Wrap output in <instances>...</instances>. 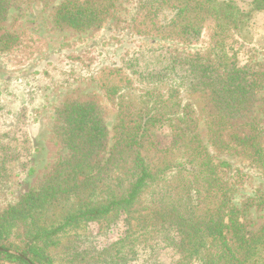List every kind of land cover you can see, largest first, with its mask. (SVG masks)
Instances as JSON below:
<instances>
[{"label": "trees", "instance_id": "16d2710c", "mask_svg": "<svg viewBox=\"0 0 264 264\" xmlns=\"http://www.w3.org/2000/svg\"><path fill=\"white\" fill-rule=\"evenodd\" d=\"M242 1L253 13L264 12V0ZM114 6L113 0H65L54 22L86 30L106 23ZM9 8L10 0H0V26ZM168 13L174 17L162 25ZM247 18L235 0H140L134 33L192 45L205 29L213 30L215 63L168 51L140 53V75L159 82L173 77L179 84L168 91L140 90L139 102L125 99L137 88L129 75L104 69L99 86L118 113L112 137L99 105L74 102L60 109L55 129L69 157L38 191L0 216V264H55L59 234L103 220L105 232L81 238L79 249H70L60 264H92L94 258L97 264H264V225L249 233L232 205V195L249 178L214 161L198 133L200 112L181 98V89L209 90V143L218 153L247 157L264 176V120L246 117L264 90V72L240 67L227 47ZM21 44L14 34L0 37L2 52ZM25 124L22 114L14 143L0 145V183L29 166L33 143ZM165 127L168 144L156 133ZM145 192L146 213L133 231V206Z\"/></svg>", "mask_w": 264, "mask_h": 264}, {"label": "rangeland", "instance_id": "374dc122", "mask_svg": "<svg viewBox=\"0 0 264 264\" xmlns=\"http://www.w3.org/2000/svg\"><path fill=\"white\" fill-rule=\"evenodd\" d=\"M63 1L10 0L7 18L0 26V37L14 34L22 43L12 52L0 50V145L14 143L22 114L26 115L25 131L33 143L28 168L15 172L8 181L0 183V216L18 206L29 192L38 191L54 169L69 157V150L55 129L59 123L58 112L65 105L74 102L99 105L112 137L118 113L107 102L99 86L104 69L121 68L129 75L137 88L124 93L125 99L139 102L140 90L157 88L168 91L179 84L173 77L159 82L148 80L145 72L140 75L136 59L140 53L168 51L179 58L192 56L204 64L215 63L213 30L205 29L200 41L192 45L134 33L131 26L140 0H113L112 17L101 26L86 30L56 27L54 13ZM235 2L242 11L249 13V19L233 33L227 47L236 54L240 67L264 72V12L253 13L246 2ZM173 17L174 13H168L161 19V24H168ZM209 96V90L201 93L181 89L182 101L191 102L200 112L198 133L214 161L226 162L248 176V183L231 198L232 205L242 212L240 222L249 233H256L264 225L263 173L243 155L218 153L213 149L208 139L206 110L210 108L213 113ZM246 117L264 120V90L256 95ZM242 122L238 120V124ZM237 129L240 134L247 133L246 129ZM156 133L164 144H168V128L158 129ZM148 194L143 193L133 206V231L138 229L141 216L146 213L143 207ZM106 225L104 220L96 226L81 224L59 234V245L53 250L55 264H60L70 249H79L77 245L81 238L92 237L95 231L104 233ZM94 260L97 262L92 264H97L98 258Z\"/></svg>", "mask_w": 264, "mask_h": 264}]
</instances>
